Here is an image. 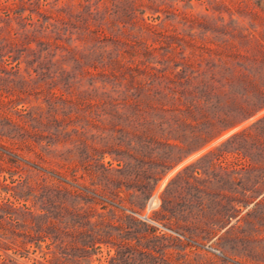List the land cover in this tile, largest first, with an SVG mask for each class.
<instances>
[{"label":"trees","instance_id":"16d2710c","mask_svg":"<svg viewBox=\"0 0 264 264\" xmlns=\"http://www.w3.org/2000/svg\"><path fill=\"white\" fill-rule=\"evenodd\" d=\"M207 2L0 0V264H191L119 211L264 107V0Z\"/></svg>","mask_w":264,"mask_h":264},{"label":"rangeland","instance_id":"374dc122","mask_svg":"<svg viewBox=\"0 0 264 264\" xmlns=\"http://www.w3.org/2000/svg\"><path fill=\"white\" fill-rule=\"evenodd\" d=\"M215 1L224 4L220 6H237L255 0ZM190 2L197 10L208 4L207 0ZM222 10L227 19V12ZM219 27L207 19L202 32L209 38L219 36ZM244 128L246 132L225 142L223 150L217 148L229 135ZM210 149L215 154L203 156ZM198 158L194 164L198 172L188 178H174L184 165ZM137 212L156 223L139 217ZM119 213L124 229L144 236L179 261L264 264V107L175 163L145 201L127 205ZM108 248L102 244L93 249L88 264H107Z\"/></svg>","mask_w":264,"mask_h":264},{"label":"built area","instance_id":"2783aa9c","mask_svg":"<svg viewBox=\"0 0 264 264\" xmlns=\"http://www.w3.org/2000/svg\"><path fill=\"white\" fill-rule=\"evenodd\" d=\"M139 217L143 218V219H146V220H149V221H152L154 223H156L154 220L150 219L148 216L146 215H142L140 212H137L136 213Z\"/></svg>","mask_w":264,"mask_h":264}]
</instances>
